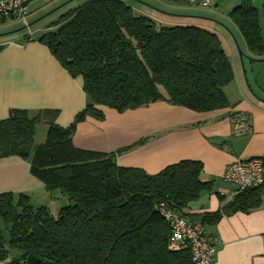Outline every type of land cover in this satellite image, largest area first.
I'll list each match as a JSON object with an SVG mask.
<instances>
[{
	"label": "trees",
	"instance_id": "obj_1",
	"mask_svg": "<svg viewBox=\"0 0 264 264\" xmlns=\"http://www.w3.org/2000/svg\"><path fill=\"white\" fill-rule=\"evenodd\" d=\"M262 12L264 18V4ZM229 15L250 53L264 56L258 8L242 0ZM50 26L38 39L72 76H81L88 102L65 127L51 109L13 108L0 120V158L28 160L48 192L66 197L55 215L24 194H0V260L10 255L8 264H27L32 254L40 264H194L188 249L169 248L159 204L198 217L188 210L211 186L201 178L203 164L186 159L149 174L116 164L112 154L77 148L72 136L86 116L104 117L99 106L122 112L165 100L197 112L227 107L224 87L234 73L218 36L197 25L160 24L123 0H85ZM40 122L48 128L36 144ZM263 192L264 183L198 221L206 226L231 209L256 208Z\"/></svg>",
	"mask_w": 264,
	"mask_h": 264
},
{
	"label": "crops",
	"instance_id": "obj_2",
	"mask_svg": "<svg viewBox=\"0 0 264 264\" xmlns=\"http://www.w3.org/2000/svg\"><path fill=\"white\" fill-rule=\"evenodd\" d=\"M123 1L160 24L197 25L215 32L234 73L224 87L229 105L206 112L165 100L122 112L99 106L104 117L86 116L78 122L73 144L80 149L112 154L116 164L138 167L149 174L181 160L200 161L201 178L210 181L211 186L200 192L188 210L198 215L191 220H199L201 215L218 212L235 199L233 186L223 176L229 164L237 159L264 157V56L250 53L242 32L229 15L242 0H215L210 8L187 0ZM251 2L258 8L263 25L264 0ZM37 10L40 9L34 11ZM28 14L27 10L26 23L20 20L25 32L0 42V120L7 118L13 108L34 114L51 109L58 112L55 122L68 126L88 102L82 78L72 76L38 39L51 26L31 28L41 18L31 22ZM241 64L248 82L250 79L257 90L250 83L249 90L243 75H237ZM46 132L47 129L39 140L34 137L36 144L45 140ZM3 193L14 197L24 194L34 207L50 205L49 197H53L31 173L29 161L18 156L0 158V194ZM206 229L216 245L213 264H264V192L258 207L248 211L231 209L207 223ZM10 261L9 255L0 264Z\"/></svg>",
	"mask_w": 264,
	"mask_h": 264
},
{
	"label": "built area",
	"instance_id": "obj_3",
	"mask_svg": "<svg viewBox=\"0 0 264 264\" xmlns=\"http://www.w3.org/2000/svg\"><path fill=\"white\" fill-rule=\"evenodd\" d=\"M36 0H0V22L22 20L26 23L28 6ZM192 5L210 8L215 0H187ZM224 179L233 186L235 196L264 183V161L261 157L237 159L224 171ZM159 210L170 228L169 248L188 249L194 264H213L216 245L206 226L198 220H191L180 211L159 204Z\"/></svg>",
	"mask_w": 264,
	"mask_h": 264
},
{
	"label": "rangeland",
	"instance_id": "obj_4",
	"mask_svg": "<svg viewBox=\"0 0 264 264\" xmlns=\"http://www.w3.org/2000/svg\"><path fill=\"white\" fill-rule=\"evenodd\" d=\"M83 0H36L30 3L28 7V19L32 22L35 21L36 19L41 18L38 22L30 25L31 28H36L39 25H46V24H51L53 21L58 19V17L69 10L71 7L75 6L77 3L81 2ZM76 3V4H75ZM37 7V8H36ZM31 9L32 10V15H31ZM35 9H40L39 11H34ZM35 12V14L33 13ZM34 14V15H33ZM30 15V16H29ZM18 21V22H17ZM26 27H24V24L20 20H8L7 22H1L0 23V42L4 41L8 37H12L16 35L17 33L25 32ZM244 66L241 64V69L240 72L238 69L237 70V75L240 73L243 75L244 82L249 90V83L251 86L257 90L258 88L254 83H252L249 79V82L247 80V76L244 75ZM238 76H237V81H238ZM255 95V94H254ZM256 96V95H255ZM55 117L57 116V110H54ZM47 125L44 123H38L36 127V140H39L42 137V134H45V130L47 129ZM66 197L62 196L58 190H55L53 192V197H49V202L50 205H48V208L51 213L57 214L59 211V208L62 204L66 202ZM38 200V199H37ZM12 256L18 258L17 251H12ZM23 264V263H22Z\"/></svg>",
	"mask_w": 264,
	"mask_h": 264
},
{
	"label": "water",
	"instance_id": "obj_5",
	"mask_svg": "<svg viewBox=\"0 0 264 264\" xmlns=\"http://www.w3.org/2000/svg\"><path fill=\"white\" fill-rule=\"evenodd\" d=\"M27 264H40V260L35 255L27 256Z\"/></svg>",
	"mask_w": 264,
	"mask_h": 264
}]
</instances>
